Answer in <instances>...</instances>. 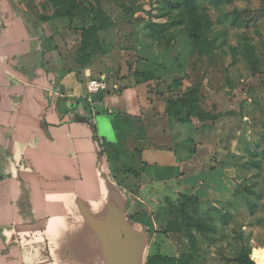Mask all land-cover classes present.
Masks as SVG:
<instances>
[{
    "label": "rangeland",
    "instance_id": "374dc122",
    "mask_svg": "<svg viewBox=\"0 0 264 264\" xmlns=\"http://www.w3.org/2000/svg\"><path fill=\"white\" fill-rule=\"evenodd\" d=\"M26 6L39 22L58 23L53 31L65 43L66 71L80 83L145 79L149 94L179 100L184 115L196 109L209 116L199 126L171 119L175 125L136 133L130 123L124 135L137 137L133 149L152 147L145 156L126 153L124 171L140 176L143 157L158 164L140 182L164 255L176 264H238L244 251L264 248V0H26ZM134 71L150 74L137 78ZM122 85L110 86L106 97L142 102V88ZM170 149L188 156L178 170L167 166Z\"/></svg>",
    "mask_w": 264,
    "mask_h": 264
},
{
    "label": "crops",
    "instance_id": "0c3cea01",
    "mask_svg": "<svg viewBox=\"0 0 264 264\" xmlns=\"http://www.w3.org/2000/svg\"><path fill=\"white\" fill-rule=\"evenodd\" d=\"M57 25L36 20L26 0H0V264H147L166 254L140 182L158 164L143 157L140 176L124 171L126 153L152 148L124 135L130 123L132 133L175 124L134 77L117 83L142 88V102L106 93L93 113L87 82L66 71ZM177 153L166 162L176 170L188 159Z\"/></svg>",
    "mask_w": 264,
    "mask_h": 264
},
{
    "label": "trees",
    "instance_id": "16d2710c",
    "mask_svg": "<svg viewBox=\"0 0 264 264\" xmlns=\"http://www.w3.org/2000/svg\"><path fill=\"white\" fill-rule=\"evenodd\" d=\"M135 77H144L148 76L150 73L149 72H140V71H134ZM148 82V80H145L143 82L138 81L137 79V84H143ZM101 95V99H102ZM166 102V115L170 119H175L177 122L181 124H188L191 123L194 119H196L199 123H205L206 121L209 120V116L205 113L202 112H197L196 109L190 110L186 115L181 111V103L179 100H174V99H166L164 100ZM134 173L133 171H131ZM252 254V250L250 251H244L242 257L239 259L238 264H255L253 261H251L250 257ZM177 260L173 259L168 256H164L161 254H154L151 255L148 258L147 264H166V263H171V264H176Z\"/></svg>",
    "mask_w": 264,
    "mask_h": 264
},
{
    "label": "built area",
    "instance_id": "2783aa9c",
    "mask_svg": "<svg viewBox=\"0 0 264 264\" xmlns=\"http://www.w3.org/2000/svg\"><path fill=\"white\" fill-rule=\"evenodd\" d=\"M110 86L112 89L118 90L119 85L118 83L110 85V81L106 76H103L99 79H93L87 82V96L86 101L91 106L92 112H95V106L97 105L98 99L101 95L108 94L110 92ZM103 98V96H102ZM104 100V99H103Z\"/></svg>",
    "mask_w": 264,
    "mask_h": 264
},
{
    "label": "bare ground",
    "instance_id": "6f19581e",
    "mask_svg": "<svg viewBox=\"0 0 264 264\" xmlns=\"http://www.w3.org/2000/svg\"><path fill=\"white\" fill-rule=\"evenodd\" d=\"M251 259L255 264H264V248H255L252 251Z\"/></svg>",
    "mask_w": 264,
    "mask_h": 264
},
{
    "label": "water",
    "instance_id": "95a60500",
    "mask_svg": "<svg viewBox=\"0 0 264 264\" xmlns=\"http://www.w3.org/2000/svg\"><path fill=\"white\" fill-rule=\"evenodd\" d=\"M104 127L102 126V125H99V130H100V133H101V135L103 136V137H105L106 136V134L104 133Z\"/></svg>",
    "mask_w": 264,
    "mask_h": 264
}]
</instances>
